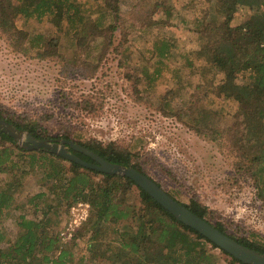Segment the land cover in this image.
I'll return each instance as SVG.
<instances>
[{"label":"trees","instance_id":"trees-1","mask_svg":"<svg viewBox=\"0 0 264 264\" xmlns=\"http://www.w3.org/2000/svg\"><path fill=\"white\" fill-rule=\"evenodd\" d=\"M112 1L98 0L97 3L104 6L103 11L117 17L120 6ZM191 1L194 3L195 0ZM197 3L204 4L201 7L204 14L200 18L193 14L196 10L193 7L186 16L181 14L179 8L183 3L180 0H152L143 21L154 25H140L138 31L143 33L146 41L154 43L162 62L167 55L176 54V50H186L180 41L183 35L177 36L172 28L165 34L158 25L172 27L177 23V32L197 25L191 35L196 45L184 54H188L184 65L202 79L207 91L225 97L228 107L219 106L214 99L210 102L188 100L180 107L181 73L177 76V89L169 87L154 91L151 75L145 70L143 91L153 107L166 116L182 120L212 140H227L226 145L238 157L235 163L238 172L254 178L264 200V187L260 183L264 174V0H198ZM238 13L247 15L248 19L235 25L233 22ZM16 14L23 16L25 25L31 30L51 24L69 36L77 54L61 52L60 41L46 37L44 30L35 34L33 40L39 45L31 50L40 57L59 59L68 72L87 71L93 75L104 58V48H110L112 33L118 28V24L112 22L109 32L102 31L94 12L83 11L81 0H0V33L6 35L11 47L19 51H26L23 40L29 43L27 32L30 30L18 26L13 20ZM162 14L164 19L153 22ZM127 25L126 29L132 26ZM126 29L120 45L127 44L129 31ZM98 42L99 46L91 47ZM83 52H94L98 57V62L92 64L94 70L87 67L89 63L81 61ZM141 79L139 76L140 83ZM64 101L65 107L79 108L87 115H94L98 109L90 94L79 100ZM52 109L50 104L40 117H36L0 102V115L36 138L75 140L111 162L133 166L151 176L139 150L117 141L104 143L92 136L76 139L74 133L79 129L73 124V115ZM222 121L230 122L224 135L216 125ZM70 151L84 160L93 161L87 154L72 148ZM0 172L6 174L5 183L0 185V225L7 218L15 219L17 234L14 240L9 238L5 246H0V264H87L82 258L74 260L71 247L73 241L83 237H88L89 241V264H95L104 247L105 252L114 256L113 264H217L215 249L227 257L228 264H245L177 219L132 178L100 172L49 150L22 148L15 138L1 129ZM134 188L138 189V198ZM32 189L33 194L25 198L26 190ZM172 196L240 243L264 253V242L247 235L238 223L224 220L196 193L189 198ZM80 201L90 204L89 218L73 230L70 241H65L67 238L57 226L62 221L63 210ZM28 206L41 210V215L29 216ZM6 234L7 229L1 227L0 241Z\"/></svg>","mask_w":264,"mask_h":264},{"label":"rangeland","instance_id":"rangeland-1","mask_svg":"<svg viewBox=\"0 0 264 264\" xmlns=\"http://www.w3.org/2000/svg\"><path fill=\"white\" fill-rule=\"evenodd\" d=\"M97 1L81 0L83 11L94 12L93 16L96 15L102 31L109 32V24L112 22H116L118 28L112 33L114 37L110 48L109 46L104 48V58L97 69L92 68V64L98 62L94 52L81 54V61L89 63L87 67L95 71L93 75L87 71L86 73L77 70L68 72L59 59L40 57L31 51L39 45L37 40H33L35 34L44 30L46 37L60 41L61 52L67 55L77 54L71 39L63 30L51 24L31 30L25 25L22 15L16 14L13 17L19 27L25 26L30 30V33L27 32L29 43L23 40V47H27L24 48L26 51L15 50L11 47L9 38L0 33V102L9 108L17 109L20 113L27 112L36 117H40L50 104L53 106L52 110L58 109V113L72 114L73 124L79 129L74 133L76 139L92 136L104 143L117 141L124 146L139 150L142 153V161L145 160L146 171L167 192L180 198H189L196 193L203 203L216 210L224 220L238 223L247 235L264 242V200L259 195L261 188L253 177H245L244 173L238 172L235 167L238 157L226 145L227 140H212L191 129L182 120L174 116H166L153 107L148 101L146 91H143L146 83L145 70L151 75L153 87L151 89H155L154 91L169 87L177 89V76L181 73L183 83L178 101L180 107L188 100L194 102L196 99L205 102L214 99L219 106L228 107L225 97L207 91L202 79L192 74L184 65L188 56L184 54L196 45L191 35L197 25L187 30L184 28L183 33L177 32V23L172 27L161 23L158 25L165 34H168V30L172 28L177 36L183 35L180 41L186 50H176V54L167 55L161 62L154 43L146 41L143 33L138 31L141 29L140 25L143 27L154 25H150L149 21L145 24L143 21L152 0H113V4L120 6L117 17L110 15L109 11H103L104 6ZM197 2L198 0L194 3L191 0H180V3H183L179 8L180 13L183 12L186 16L193 7L196 9L193 14L197 15V18L203 17L201 7L204 4ZM158 19H164V15L162 14V17L157 15L153 22ZM247 19V15L238 13L233 24H242ZM183 23L180 22L182 25L186 24ZM127 24L132 26L126 29ZM125 29L129 31L127 44L120 45ZM99 45L100 42L91 47ZM139 76L142 78V83L139 81ZM87 94L94 97L98 108L94 115H87L79 108L65 107L64 100H79ZM216 125L217 130L224 135L230 122L222 121ZM5 181L6 174L0 172V185ZM41 183L44 184L43 181ZM260 183L264 187V174ZM133 190L138 198V189ZM21 192L23 196L25 190ZM33 192L34 189L26 190L25 198L31 196ZM137 203H140L139 199ZM26 210L29 216L41 215V210L36 211L31 206ZM70 219L71 208H67L63 210L62 221L57 226V230L62 232ZM14 224L15 219L7 218L5 223L0 225V228L4 227L8 231L5 239L0 241V246H5L9 238L14 240L17 236ZM67 240L70 241L65 239ZM88 244V237L78 238L71 243L74 260L82 258L89 264L91 256ZM105 251L106 247L94 261L95 264L114 263V256ZM214 252L218 257L215 260L217 264H228L227 257L218 249Z\"/></svg>","mask_w":264,"mask_h":264},{"label":"water","instance_id":"water-1","mask_svg":"<svg viewBox=\"0 0 264 264\" xmlns=\"http://www.w3.org/2000/svg\"><path fill=\"white\" fill-rule=\"evenodd\" d=\"M0 129L15 138L22 148L49 150L52 153L100 172L121 174L132 178L138 186L146 190L177 219L200 232L219 248L227 251L245 264H264V253L240 243L227 233L221 231L214 223L197 215L187 206L175 199L151 176L141 172L135 167L111 162L75 140L67 138H36L32 134L20 130L2 115H0ZM71 148L87 154L93 161L84 160L76 153L70 151Z\"/></svg>","mask_w":264,"mask_h":264},{"label":"built area","instance_id":"built-area-1","mask_svg":"<svg viewBox=\"0 0 264 264\" xmlns=\"http://www.w3.org/2000/svg\"><path fill=\"white\" fill-rule=\"evenodd\" d=\"M90 211V204L87 202L80 201L71 207V219L68 221L65 230L62 231L67 239H70L73 235V230L84 222Z\"/></svg>","mask_w":264,"mask_h":264}]
</instances>
